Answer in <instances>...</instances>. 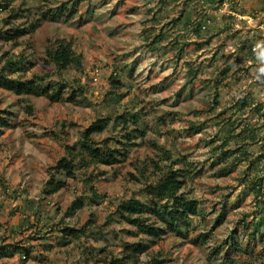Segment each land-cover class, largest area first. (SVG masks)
Instances as JSON below:
<instances>
[{
	"label": "rangeland",
	"instance_id": "374dc122",
	"mask_svg": "<svg viewBox=\"0 0 264 264\" xmlns=\"http://www.w3.org/2000/svg\"><path fill=\"white\" fill-rule=\"evenodd\" d=\"M16 28L30 32L7 39ZM60 42L80 66L57 69ZM2 72L65 89H0V264H113L133 248L127 264H264V0H0ZM99 119L89 141L111 165L80 153ZM172 174L196 215L149 238L119 205L152 200L157 217L140 218L164 228L172 200L147 187Z\"/></svg>",
	"mask_w": 264,
	"mask_h": 264
},
{
	"label": "trees",
	"instance_id": "16d2710c",
	"mask_svg": "<svg viewBox=\"0 0 264 264\" xmlns=\"http://www.w3.org/2000/svg\"><path fill=\"white\" fill-rule=\"evenodd\" d=\"M30 31L27 29H14V32L7 39L20 38L28 34ZM48 57L54 63L58 70H64L70 65L80 66V58L75 55L69 44L62 42L56 47V49L49 50L47 52ZM10 69L14 71L17 69V63L9 60L4 66V69ZM0 89L14 93L16 96H33L41 97L46 96L51 101L55 102L60 99L62 92L65 89L63 84L49 85L46 88L41 87L34 80L20 81L10 78L3 72L0 73ZM9 118L5 112L0 111V136L3 134L5 128L9 125ZM108 126L107 119H99L93 122L90 127L85 131L83 142L81 143L80 149L82 155L87 156L92 162L100 163L105 165H111L117 162L115 158V152L106 150V152L100 151L92 142L89 141L91 134L102 133ZM106 153V154H105ZM56 168L65 171L68 175L72 173L71 161L62 159L56 164ZM173 175V176H172ZM171 177H167L165 180L158 182L154 186L147 187V193L149 196L157 200L164 198H170L172 200V206L169 210L164 211L160 214L157 219L163 225L164 228H158L154 224H147L141 220L142 216H155L157 217L156 210L152 205V200L149 203H142L139 200L130 199L122 202L119 205V211L127 216H137L134 223L138 228V231L149 237L159 238L168 232L182 235L181 228H185L188 225V221L192 216L196 215L197 203L195 201H188L185 198L178 196L177 193L181 188V182L172 174ZM59 190L58 186L53 191ZM83 207V203L80 200H76L71 204L67 210V215H72L77 210ZM63 232L66 237L79 238L84 235V229L75 228H64ZM142 250L140 248H133L125 257L113 262V264H127L128 261H133L137 257V254ZM157 264V262H154Z\"/></svg>",
	"mask_w": 264,
	"mask_h": 264
}]
</instances>
